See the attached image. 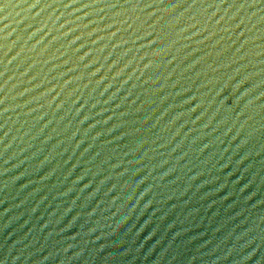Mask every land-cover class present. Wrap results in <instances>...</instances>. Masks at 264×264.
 I'll return each mask as SVG.
<instances>
[{"label":"water","instance_id":"95a60500","mask_svg":"<svg viewBox=\"0 0 264 264\" xmlns=\"http://www.w3.org/2000/svg\"><path fill=\"white\" fill-rule=\"evenodd\" d=\"M0 264H264V0H0Z\"/></svg>","mask_w":264,"mask_h":264}]
</instances>
